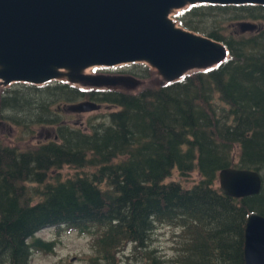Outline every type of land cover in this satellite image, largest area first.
Listing matches in <instances>:
<instances>
[{
    "label": "trees",
    "instance_id": "16d2710c",
    "mask_svg": "<svg viewBox=\"0 0 264 264\" xmlns=\"http://www.w3.org/2000/svg\"><path fill=\"white\" fill-rule=\"evenodd\" d=\"M177 21L224 43L230 59L137 94L63 82L3 89L0 122L21 138L0 141V264L51 254L55 243L36 238L51 227L91 238L87 264H123L131 246L128 264H245L247 218L264 216V7L198 5ZM243 22L257 29L240 33ZM82 101L115 110L76 127L63 114ZM37 126L53 139L28 142ZM229 167L259 171L261 192L223 194L218 174ZM175 171L185 179L168 181ZM160 227L175 232L171 257L151 248Z\"/></svg>",
    "mask_w": 264,
    "mask_h": 264
},
{
    "label": "water",
    "instance_id": "95a60500",
    "mask_svg": "<svg viewBox=\"0 0 264 264\" xmlns=\"http://www.w3.org/2000/svg\"><path fill=\"white\" fill-rule=\"evenodd\" d=\"M198 5L264 7V0H0V87L63 82L81 90L133 92L145 81L87 71L144 64L161 85H171L214 70L229 60L227 46L182 28L172 17ZM239 26L242 32L257 29L251 22ZM102 107L82 101L68 110ZM218 178L222 193L236 199L258 195L263 187L262 174L252 169L225 168ZM244 259L264 264L261 214L247 218Z\"/></svg>",
    "mask_w": 264,
    "mask_h": 264
},
{
    "label": "rangeland",
    "instance_id": "374dc122",
    "mask_svg": "<svg viewBox=\"0 0 264 264\" xmlns=\"http://www.w3.org/2000/svg\"><path fill=\"white\" fill-rule=\"evenodd\" d=\"M178 13L173 15V18L177 20ZM237 30L240 33H249L252 31L242 32L240 26L238 25ZM140 64H126L115 67H95L89 69V73L92 74H111V75H131L138 77L145 81V85L136 91L127 92L132 94L139 93L143 88L151 86L153 84L158 85L159 79L152 71L150 78L143 79L139 77ZM4 88L0 87V95ZM123 92V91H122ZM115 110L114 107L103 105L99 111L89 112V113H73L69 110L64 112V120L75 124L76 127L85 128L90 124L99 122L102 116H107L109 112ZM2 123V122H0ZM6 126H0V141L7 143H15L18 141L17 138H21L20 129H17L15 125H12L10 122H6ZM34 137L31 138L28 142L37 143L39 140H50L53 139V128H43L42 126L34 128ZM18 134V135H17ZM62 173H70L69 168H65ZM185 178L175 171L173 175L167 179L168 181H179ZM200 180V175L198 172H193L192 175L188 178L186 186L190 187L193 184H196ZM167 181V182H168ZM175 232L170 228H159L153 235V242L151 244L152 249L158 250V256L171 257L172 248H173V237ZM36 238L41 239L45 242H54L55 248L51 254H45L41 251H35L31 260V264H87V259L91 255V238L88 235H81L76 231L64 229L61 232H58L56 227L46 228L36 234ZM30 243H32L30 241ZM131 248L124 250V253H121L123 258V264H128L125 259L131 255Z\"/></svg>",
    "mask_w": 264,
    "mask_h": 264
},
{
    "label": "flooded vegetation",
    "instance_id": "af4514ba",
    "mask_svg": "<svg viewBox=\"0 0 264 264\" xmlns=\"http://www.w3.org/2000/svg\"><path fill=\"white\" fill-rule=\"evenodd\" d=\"M0 126H6L5 124L3 125V124H0Z\"/></svg>",
    "mask_w": 264,
    "mask_h": 264
}]
</instances>
